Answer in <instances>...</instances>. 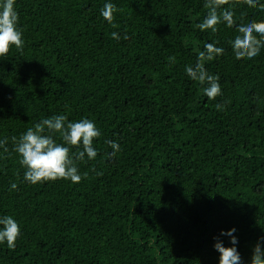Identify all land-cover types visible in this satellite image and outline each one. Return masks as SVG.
<instances>
[{
	"label": "trees",
	"instance_id": "16d2710c",
	"mask_svg": "<svg viewBox=\"0 0 264 264\" xmlns=\"http://www.w3.org/2000/svg\"><path fill=\"white\" fill-rule=\"evenodd\" d=\"M106 2L15 0L25 43L0 57V217L21 235L0 244V264H219L214 244L231 247L232 228L251 264L264 238V49L238 60L235 27L200 31L206 0H110L112 24ZM224 9L264 21L244 0ZM206 43L224 49L203 62L220 78L214 100L185 71ZM56 115L92 120L98 155L77 161L80 183L30 184L13 138Z\"/></svg>",
	"mask_w": 264,
	"mask_h": 264
},
{
	"label": "clouds",
	"instance_id": "9594fccd",
	"mask_svg": "<svg viewBox=\"0 0 264 264\" xmlns=\"http://www.w3.org/2000/svg\"><path fill=\"white\" fill-rule=\"evenodd\" d=\"M244 3L249 7L259 6L261 10H264V4H261L259 0H244ZM228 4L229 0H206L205 7L208 9V14L197 27L200 31L211 30L213 33L218 31V26L222 23L228 28L235 27L239 34L231 41V45L236 59H253L260 54L261 49H264V21L237 24L233 11L230 9L218 11L221 6ZM14 5L15 0L0 2V57H6L13 46L18 51H22L24 47L23 33L18 28L19 13ZM117 11L116 5L109 0L103 5L101 16L112 24L114 13ZM113 27H115L114 24ZM112 37L121 38L116 32L112 33ZM123 38H128L127 33ZM223 53L222 47H217L215 43H206L204 51L198 55L197 63L185 69L192 80L199 81L201 85H207L203 91L209 99L214 100L221 96L222 89L219 76L209 74L203 62L212 61ZM169 59L175 62L174 57ZM216 107L217 110H221L223 105L217 104ZM66 121L67 117L64 115L45 118L35 124L34 128H28L18 140L13 138V150L21 157L20 163L26 169L24 172L26 182L36 185L48 181L68 180L77 184L87 178V173L83 175L80 173L77 161H84L85 155L88 160H94L97 157L98 152L93 144L94 140L101 136V132L96 124L87 118L78 122L66 123ZM46 130L50 134H45ZM55 133H59L63 143H57L53 135ZM7 143V138L0 140V148H3L5 152H8ZM106 143L112 149V152L108 153L109 157H116L121 151L120 144L111 140ZM69 146H75L78 149L82 146V150L71 153ZM16 188L17 184L12 183L10 190ZM0 226H2L0 227V244L6 242L9 249H14L21 235L18 221L10 215H5L0 217ZM235 232V228L228 232H221V235L231 237V247H225L217 238L214 248L220 253L219 264H243L235 246L238 243L237 237L233 235ZM251 264H264V238L254 246Z\"/></svg>",
	"mask_w": 264,
	"mask_h": 264
}]
</instances>
